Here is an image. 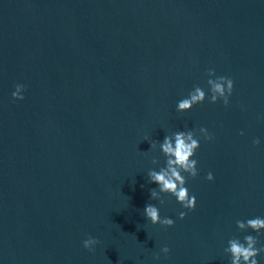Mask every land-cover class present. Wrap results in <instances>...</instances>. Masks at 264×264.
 Here are the masks:
<instances>
[{
    "label": "water",
    "instance_id": "1",
    "mask_svg": "<svg viewBox=\"0 0 264 264\" xmlns=\"http://www.w3.org/2000/svg\"><path fill=\"white\" fill-rule=\"evenodd\" d=\"M208 69L234 81L227 106L211 102ZM196 85L209 98L178 112ZM200 127L213 139L187 180L195 209L152 199L166 157L151 143ZM149 203L175 224H152ZM256 217L264 0H0V264H230V239L264 245L236 224Z\"/></svg>",
    "mask_w": 264,
    "mask_h": 264
},
{
    "label": "clouds",
    "instance_id": "2",
    "mask_svg": "<svg viewBox=\"0 0 264 264\" xmlns=\"http://www.w3.org/2000/svg\"><path fill=\"white\" fill-rule=\"evenodd\" d=\"M208 76L215 77L207 80L211 92V102L216 103L222 99L224 105L227 106L230 102L229 97L234 91V81L226 76L217 77L214 69H208ZM15 88L16 91L13 92V97L23 100L25 97L22 93L25 91L26 86L17 84ZM208 98V93L201 86L196 85L186 98L178 101L177 111L191 110L194 105L202 104ZM197 131L202 134L201 137L197 136ZM241 135H243V132H241ZM201 138L212 140L213 135L209 133L207 128L200 127L198 130L177 131L171 135H166L163 142L154 141L151 143V148H155L159 143V147L166 157L165 166L158 171L151 169L148 172L149 182L156 183L159 186L150 189L152 199H158L161 204H164L166 201L161 193H170L177 198L185 209H195L197 198L190 193L186 184L189 176L195 178L199 175V161L193 159V157L200 147ZM253 143L259 145L260 139L256 138ZM152 163L158 164L159 160L154 158ZM207 179H214L212 172L208 173ZM142 187L144 186L142 185ZM144 214L152 224H161L166 227L175 224V221L171 218H162L160 209L151 203L146 205ZM187 214V212L181 211L179 213L180 219H184ZM236 224L241 231L251 228L257 233H261V230H264V217L249 218L246 221L237 220ZM99 243L98 238L90 235L83 241V246L90 251H95V246ZM258 244H260L259 237L249 234L244 237L243 242L238 237L230 239L228 241L229 246L224 251L230 254V264H259L257 257L264 252V245L257 247ZM161 251L167 255L171 249L164 246ZM159 258V253H157L155 259L158 260Z\"/></svg>",
    "mask_w": 264,
    "mask_h": 264
}]
</instances>
